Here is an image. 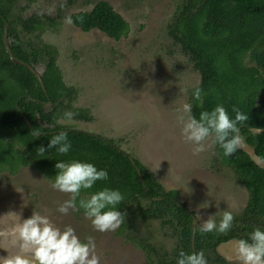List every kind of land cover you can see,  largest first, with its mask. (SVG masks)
<instances>
[{
    "label": "rangeland",
    "instance_id": "rangeland-1",
    "mask_svg": "<svg viewBox=\"0 0 264 264\" xmlns=\"http://www.w3.org/2000/svg\"><path fill=\"white\" fill-rule=\"evenodd\" d=\"M17 0L12 17L48 15L56 19L43 24L21 38L56 49L55 63L67 87L72 89L70 108L89 115V120L58 119L57 124L67 128L89 131L104 139H113L117 145L142 162L147 170L164 185L172 187L183 182L181 197L187 206L201 217L200 222L214 215L217 223L223 211L234 213L233 223L264 226V220L253 218L245 210V187L237 182L229 166L220 163L212 149V140L206 141V151L193 154L194 145L186 142L178 120L184 103H190L192 90L199 83V73L190 64L181 45L172 37L178 19L177 7L185 0ZM102 6L107 12L119 14L129 25L126 36L119 40L98 29L83 31L65 23V17L79 11H90ZM36 36V37H35ZM42 57L46 59V54ZM43 72L44 65L37 67ZM260 99H258L259 101ZM262 164L250 146L241 148ZM193 178L199 179L190 182ZM69 195L55 190L44 175L32 165L20 167L16 173L0 175V258L20 253L16 226L33 212L47 216L63 230L72 227L77 236L86 241L92 237L100 264H148L143 250L130 241L131 228L143 221L140 209L133 206L126 212V221L116 231L99 232L94 229L84 211L69 209L61 214L57 209ZM207 207H199V206ZM252 218L251 221H247ZM141 225V230H143ZM142 235L162 242L164 238L150 229ZM252 232V231H251ZM242 234V235H241ZM250 234H244L247 238ZM243 239L240 229L223 236ZM220 243L215 257L212 247L202 250L207 264H240L235 254V241ZM201 252V251H200ZM216 262H215V261ZM164 261H154L165 264Z\"/></svg>",
    "mask_w": 264,
    "mask_h": 264
},
{
    "label": "trees",
    "instance_id": "trees-1",
    "mask_svg": "<svg viewBox=\"0 0 264 264\" xmlns=\"http://www.w3.org/2000/svg\"><path fill=\"white\" fill-rule=\"evenodd\" d=\"M186 2L183 15L188 17L177 20L172 38L181 45L190 64L199 73L196 87L202 90L203 103L192 97V114L199 118L200 112L211 111L217 105H222L233 118V107L248 114V121L240 126V135L264 164V0ZM13 3L14 0H0V175L16 173L20 167L32 165L38 174L54 181L57 162H89L98 170H106L108 179L98 181L92 189L82 190L78 200L87 199L107 187L121 193L123 190L121 204L130 199L133 201L135 194L142 195L143 183L135 166L115 141L57 124L59 118H65V112L74 113L75 118H90L82 111L70 108L72 89L65 85L56 66L55 55H52L56 49L47 44L39 49L38 45L18 34V25L23 34H30L44 22L36 16L9 18ZM45 18L49 24H55L54 18ZM71 18L83 31L98 29L116 40L129 31L128 23L119 14H111L102 6L80 11ZM4 21L9 24L8 34L15 38L10 44L15 57L27 64H36L41 60L42 52L48 55L42 80L48 99L54 103L49 112L42 108L40 101H46L47 95L35 75L25 64L13 63L4 47ZM29 97L33 100H28ZM259 97L261 101H258ZM257 128L262 131L258 132ZM33 131L39 134L35 136ZM61 131L68 134L72 145L64 155L55 148L47 149L52 136ZM214 146L223 161L234 167L240 181L255 187L256 180H260L261 185H256L250 203L256 215L264 217V169L243 149L238 150L237 159H234V155L225 157L218 144ZM39 147L47 149L44 157L37 155ZM136 165L142 171L144 184L152 186L151 176L145 174L141 164L136 162ZM213 235V232L197 231L195 247L209 248Z\"/></svg>",
    "mask_w": 264,
    "mask_h": 264
},
{
    "label": "clouds",
    "instance_id": "clouds-1",
    "mask_svg": "<svg viewBox=\"0 0 264 264\" xmlns=\"http://www.w3.org/2000/svg\"><path fill=\"white\" fill-rule=\"evenodd\" d=\"M65 23L68 25L73 23L71 16L65 17ZM192 95L196 101L203 103V93L199 87L195 88ZM232 112L235 113L234 118L222 105H217L211 111L200 112L197 118L192 114V104H183L178 120L182 124L181 134L185 141L194 145L193 154L206 151L205 142L210 137L213 138L214 144L219 145L225 157L233 156L244 146L245 139L240 135V126L248 121V114L236 107L232 108ZM73 116L72 112L64 113V117L69 121ZM76 130L93 134L89 131ZM257 131L262 130L257 128ZM38 134L39 132L33 131V135ZM71 147L68 134L63 131L52 136L47 145V149L55 148L61 155L67 154ZM119 148L125 151L120 146ZM47 149L39 147L37 155L44 157ZM55 168L58 172L54 181H50L52 187L69 195V199L60 204L57 210L61 214H67L69 209L84 211V215L91 221L95 230L117 232L120 225L125 223L127 215L118 210V205L124 200V195L119 190L105 187L89 197L85 195L87 199L78 200L82 190L92 189L98 181L107 180V171L98 170L92 163L76 160L57 162ZM130 205H135L134 201ZM141 214L139 213L138 217L141 218ZM200 220L201 217L196 215L193 221L198 224L197 229L201 233L218 231L223 234L232 228L234 215L231 211L225 210L218 223L214 215L203 222ZM14 234L21 251L19 254L0 258V264H100L92 237L82 241L72 227L67 226L61 230L47 216L39 213L33 212L30 218L20 222L14 229ZM7 235V232H0V236ZM235 254L240 264H264V230L256 228L249 239L235 241ZM177 264H207V260L203 251L191 253L180 251Z\"/></svg>",
    "mask_w": 264,
    "mask_h": 264
},
{
    "label": "flooded vegetation",
    "instance_id": "flooded-vegetation-1",
    "mask_svg": "<svg viewBox=\"0 0 264 264\" xmlns=\"http://www.w3.org/2000/svg\"><path fill=\"white\" fill-rule=\"evenodd\" d=\"M16 1L17 0H14V3H13V5L9 11V14H8L9 18L12 17L10 14L13 13V6L15 5ZM29 1H31V0H29ZM71 2H72V0H67L66 3L70 4ZM186 3L187 2L185 0L184 5H182L181 7H177L175 12H177V13L179 12L178 15L183 14V9H184V6L186 5ZM31 16H36V15L33 14ZM31 16H29V17H31ZM45 16H48V15H43L42 18H40L39 15H37L36 17H39V19L43 23L44 22L43 19L46 21ZM48 17H50V16H48ZM43 24H45V22ZM55 24H56V19H55ZM72 24L75 27H77L74 23H72ZM18 26H19V29L21 30L20 25H18ZM8 27H9L8 22L4 21L3 28L4 29L6 28V30H7V40H8V45L10 47V44L15 41V38L13 37L14 35L11 36L8 34ZM4 29H3V34H4ZM85 32H87V31H85ZM2 40H3V36H2ZM27 40L31 44L37 45L33 41L31 42L28 38H27ZM3 44H4V42H3ZM43 47H44V45H43ZM43 47L41 49H43ZM43 53L44 52L41 53V60L39 62H37L36 64H29L35 71H37L40 74L41 78H42V75L45 71V66H44L43 72H39L37 67L39 65H44V61H46L48 59V55H46L47 56L46 59H44L42 57ZM60 75H61V73H60ZM61 78H62V76H61ZM48 98L49 97H47L46 101L50 100ZM46 101H40L42 103V108H43V105ZM52 104L53 105H52L51 109L54 106L53 102H52ZM43 110H44V108H43ZM212 149H213V152L216 154V156L220 159L221 164H223L225 166H229L233 169L234 173L236 174L237 182L239 183V185L242 187H245V190L247 193L246 194L247 199L245 202V210L250 211L252 213L253 218H259L261 220H264V217H259L256 215V213L253 210L252 204L250 203V198H251V195H252L253 190L255 189L256 185H261L260 180H256L258 182L256 183L255 187H254V185L250 186V185L243 183L242 181L239 180L238 175L235 172L234 167L232 165H228L227 163H225L223 161V158H221L217 154L213 140H212ZM123 152H124V155L129 159V161L135 166V170H136L138 176L140 177V179L144 180L143 175H142V171H141L140 167H138L136 165V162L141 164L144 167L145 174L148 173L151 176L150 181H152V183H151L152 186H146L144 184V182H142L144 190L142 192V195L135 194L136 198L133 200L135 205H130L132 202V199H130V201L127 203L118 205V210L121 211L122 213H126L128 210H131L133 208V206L139 207L140 213H142L141 219L143 221L139 222L140 225H134L131 228L132 238L130 239V241L135 246H136V244L139 245L137 247L140 248L141 250H143V252L145 253L146 259L152 260L154 264H156L154 261H162L163 262L165 256L169 257V261L165 262V264H177V259H178V255H179L180 251H184L185 253H191V252H200V251L204 250V249H198L195 247V242H196L195 239H196V232L198 231V229H197L198 224L193 220L196 216V213L194 211H192L187 206V204L185 203V201L181 197V190L183 189V186H184L183 182L178 184V185H174L172 187L164 185L161 181H159L157 179V177L155 178L147 170L146 166L142 162H140L138 159L133 157L127 151H123ZM237 154H238V151L234 154V159H237L236 158ZM251 158H252V156H251ZM254 162L260 168L264 169V164L262 161H261L262 164H259L255 160H254ZM138 170H139V172H138ZM255 174L257 176V173H255ZM195 180H199V179L193 178L190 182H195ZM122 193H123V190H122ZM233 215H234V213H233ZM251 219L252 218L249 217V219L247 221H251ZM233 222H235V221H233ZM241 222L242 223H237V224L233 223L232 228L227 233L222 234V233H219L218 231H213V233L215 235H213V238L211 239L209 248L212 247L213 253L215 254L214 258L219 257L220 260L225 259V257L222 256L218 252L217 245L220 243L231 242L233 239L237 240L236 238H233L231 236H227L226 238L223 239V236H225V235L235 234L236 228L240 229L242 231L243 236H244V234L252 233L253 230L256 228L264 230V226H255V225L251 226L250 223H246L244 217H242ZM144 223H145V225L143 226V230H141V225H143ZM151 228L153 229V231H155L156 233H158L160 236H162L164 238V240L162 242H157V241L151 239L150 237L142 235L143 233L151 232V230H150ZM209 248H207V250ZM148 264H152V262H150Z\"/></svg>",
    "mask_w": 264,
    "mask_h": 264
},
{
    "label": "water",
    "instance_id": "water-1",
    "mask_svg": "<svg viewBox=\"0 0 264 264\" xmlns=\"http://www.w3.org/2000/svg\"><path fill=\"white\" fill-rule=\"evenodd\" d=\"M3 42H4L5 49H6L7 53L9 54L11 60L14 63L25 64L27 66V68L35 75V77L37 78L40 86L42 87V89L44 90L45 94L47 95V92H46V90L44 88V84H43V81H42V78H41L40 74L37 71H35L29 64H27L24 61H22L20 59H17L16 57L13 56L12 51H11L9 45H8L7 30H6V28L4 29ZM29 99H32V98H28V100ZM52 105H53L52 102L50 100H47L44 103V105H43L44 111L45 112H48L51 109ZM29 125H30V123H29Z\"/></svg>",
    "mask_w": 264,
    "mask_h": 264
}]
</instances>
